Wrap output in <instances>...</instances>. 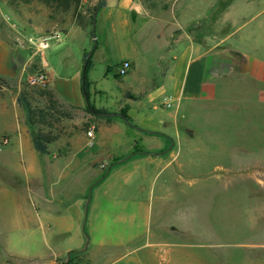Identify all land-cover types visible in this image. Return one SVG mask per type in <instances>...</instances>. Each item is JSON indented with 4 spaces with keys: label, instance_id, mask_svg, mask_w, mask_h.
<instances>
[{
    "label": "crops",
    "instance_id": "crops-1",
    "mask_svg": "<svg viewBox=\"0 0 264 264\" xmlns=\"http://www.w3.org/2000/svg\"><path fill=\"white\" fill-rule=\"evenodd\" d=\"M103 1L94 17L99 38L86 78L89 103L108 115L85 110L81 68L68 77L55 76L43 50L37 60V51L29 44L0 34V78L21 80L29 69H41L48 99L63 111L64 124V133L47 136L40 130L48 143L47 153L39 154L24 110L15 98L0 101V139L4 137L9 145L0 151V264H53L68 253L77 259L73 264H166L170 259L180 264L176 260L181 244L174 240L190 231L181 225L179 215L169 223L160 221L163 201L172 185L174 199L186 201L180 197L184 172L177 158L181 151L201 150L204 142L215 144L213 152L236 157L214 165L218 173L211 176L210 186L225 188L238 181L245 184L246 201L264 203V41L259 38L249 44L246 35L231 39L234 31L219 37L216 23L200 22L212 19L211 4L193 16L183 11L174 15L169 7V18L155 16L164 10L141 5L139 0ZM121 61L129 63L124 75L116 73ZM94 69L99 73L92 76ZM95 100L103 102L94 104ZM74 108L95 123L91 146L86 145L85 135L72 132L69 112ZM121 111L129 122L118 115ZM232 122L238 125L236 133L228 129ZM222 123L228 132L214 134ZM250 135L257 137L252 151L247 144ZM43 156L65 161L43 167ZM98 162L110 164L102 171L93 165ZM43 169L50 174L45 189ZM135 170L141 174L134 179L137 183L149 181L147 197L136 194L130 199L135 212L119 214L117 220L123 225L113 241L97 232L92 207L83 232L73 227L70 216L59 217L58 206L80 205L77 198L85 197L86 189L103 178L117 182ZM66 177L72 184L59 187ZM81 182L82 192L76 190ZM142 201L149 202L143 213L146 228L139 232L136 215L140 219ZM157 259L161 263H155Z\"/></svg>",
    "mask_w": 264,
    "mask_h": 264
},
{
    "label": "rangeland",
    "instance_id": "rangeland-1",
    "mask_svg": "<svg viewBox=\"0 0 264 264\" xmlns=\"http://www.w3.org/2000/svg\"><path fill=\"white\" fill-rule=\"evenodd\" d=\"M95 2L96 0H80L75 13L85 21L88 11ZM139 2L144 6L164 10V13L155 15L164 17H169L167 15L169 7L174 15L183 11L193 16L211 4L212 19L207 17L201 19L200 22L216 23L214 25L218 29L219 37L234 31L231 39H238L246 35L249 44L256 43L259 38L260 42L264 41V0H139ZM92 29L97 44L99 33L95 29V20ZM51 31L59 32V37L50 39L42 54L46 57L49 68L53 70L55 76L68 77L73 72L80 70L82 54L89 51L91 44L87 27L81 28L77 25L75 17L71 15V8L65 9L61 6L57 7L55 4H45L42 0H0V34L3 38L15 43L28 44L27 38L37 37ZM34 58L40 60L41 54L36 52ZM33 71L35 70L29 69L28 74ZM98 73V70L94 69L92 76L98 75ZM25 79L26 77L21 80L0 78V101L9 103L19 91H23L35 111L33 119L36 124L30 127L31 132L42 130V133L47 136L50 133H64L63 120L60 119L63 111L60 108L56 110L57 108L53 106L55 103L51 104L52 101L48 99L45 87L39 88L30 85ZM99 102L103 101L95 100L94 104ZM39 109L42 111L41 113L37 112ZM69 113L73 114L70 118L73 121L71 126L73 133L85 135V130L90 124H93L95 129V123L88 120L85 115H81V111L74 108ZM9 115L11 112H8L6 116L9 117ZM1 118L0 116V121ZM70 120L68 119V122ZM191 123H195L193 116ZM198 128L203 132L202 128ZM229 128L230 131L236 133L238 125L232 122L228 126ZM206 129H211V127L207 126ZM228 129L222 123L215 127L214 134L224 135ZM255 136L250 135V143H247L250 145L251 151L254 150V140L257 138ZM5 143V138L2 137L0 139V151L9 149V145H5ZM51 145H55V143L52 142ZM64 145L60 143V147L63 148ZM214 145L211 142H204L199 151L195 152L192 148L188 153L181 151L177 158V161L182 163L184 172L182 175L184 181L180 185L183 193L180 197L186 201L174 199V185L170 187L164 197L160 221L169 223L171 219L176 220L179 215L184 222H181V225L187 226L190 231L181 239L174 240L181 244L178 246L180 252L177 254V259L179 260L176 261L180 264H264V203L246 201L243 189L245 184L237 183L238 181L232 182L225 188L215 184L210 186L211 176L218 173L214 165L220 164L222 160L229 162V160L236 158L213 152ZM55 160L65 161V158L43 156L42 166L49 165ZM109 164L110 162L108 164L98 162L93 165L105 171ZM91 174L92 177L96 172ZM137 174L136 170L131 171L125 180L117 182L103 178L94 187L86 189L85 197L79 196L77 198L76 201H82L80 205L58 206L59 217L70 216L72 218L70 223L73 227L78 228L79 232H83L82 230L87 228L85 219L88 220L92 207L91 215L94 217L97 232L107 235V240L113 241L116 231L123 225V222L117 220L119 214L129 216L135 212L136 205L130 199L136 194L138 198L147 197L149 181L141 179L137 183L138 181L134 179L141 175ZM41 176V184L45 189L46 183L50 181V174L44 172L43 169ZM254 176L258 178V175ZM261 178L263 179V176ZM195 179L198 180L196 183H194ZM61 181L58 183L59 187L72 184L71 177H66L65 180L61 179ZM138 189L141 190L138 191ZM76 190L83 191L82 182L78 184ZM153 196H155L154 191ZM151 199L153 200V197ZM154 200L152 201L153 204L155 203ZM85 201H89L86 206ZM148 202L142 201L144 205H140V219L136 215L139 232H143L146 228L143 213H145L144 209ZM76 219L79 220L78 227ZM83 224L85 227H82ZM153 224L154 222L150 221V228ZM156 261L160 262L161 260L157 259L155 263ZM173 261L170 259L165 262H167L166 264H173ZM161 262L165 264L163 261Z\"/></svg>",
    "mask_w": 264,
    "mask_h": 264
},
{
    "label": "trees",
    "instance_id": "trees-1",
    "mask_svg": "<svg viewBox=\"0 0 264 264\" xmlns=\"http://www.w3.org/2000/svg\"><path fill=\"white\" fill-rule=\"evenodd\" d=\"M42 2H44L45 4H50V3L55 4L57 7L61 6L65 9L71 8V15L75 17V21L77 25L80 26L81 28L87 27L89 38L91 40V44H90L89 51L82 54V64H81V70H80V86H81V92H82V95L85 101V110L88 113L97 114V115L111 114L105 110L94 108L89 103L88 98H87L88 81H87L86 75H87V71L89 70L91 66L90 57H91L92 51L94 50L96 46V41L94 38L93 29H92V25L94 23L93 13L94 11L97 10V8H99L100 6L104 4V1L96 0L95 4L88 11L87 19L85 21L83 20L82 17H80V15L77 16V14L75 13L76 7L79 4L80 0H42ZM15 102L17 103L18 106H20L24 110L26 122L29 125L33 126V124H35V120L33 119L35 111L31 107L30 102L25 97L23 91H19L17 93L15 97ZM37 112L41 113L42 111L38 110ZM118 115L121 116L125 120V122H129V118L124 114V112L121 111ZM30 136H31L33 148L39 154H46L48 139H46V137H44V135L38 130H36L35 132H30ZM76 260H77L76 258H71L68 253L66 261L62 264H73Z\"/></svg>",
    "mask_w": 264,
    "mask_h": 264
},
{
    "label": "built area",
    "instance_id": "built-area-1",
    "mask_svg": "<svg viewBox=\"0 0 264 264\" xmlns=\"http://www.w3.org/2000/svg\"><path fill=\"white\" fill-rule=\"evenodd\" d=\"M59 37V32L51 31L43 35L27 38V43L33 47L38 53L47 48L48 41L52 38L57 39ZM129 68V63L127 61H121L116 66V73L118 75H124ZM26 82L30 85H34L39 88H43L46 85L47 79L45 73L41 69H36L34 72L26 76ZM93 130L94 125L90 124L85 130L86 145L91 146L93 144ZM67 256L63 259L55 260L53 264H62L66 261Z\"/></svg>",
    "mask_w": 264,
    "mask_h": 264
},
{
    "label": "water",
    "instance_id": "water-1",
    "mask_svg": "<svg viewBox=\"0 0 264 264\" xmlns=\"http://www.w3.org/2000/svg\"><path fill=\"white\" fill-rule=\"evenodd\" d=\"M95 13H96V11H94V13H93V17H95Z\"/></svg>",
    "mask_w": 264,
    "mask_h": 264
}]
</instances>
